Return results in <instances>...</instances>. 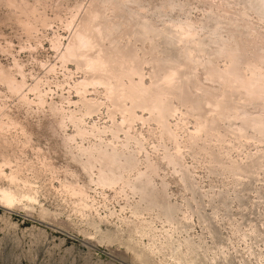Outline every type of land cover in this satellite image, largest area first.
<instances>
[{"label":"rangeland","instance_id":"1","mask_svg":"<svg viewBox=\"0 0 264 264\" xmlns=\"http://www.w3.org/2000/svg\"><path fill=\"white\" fill-rule=\"evenodd\" d=\"M258 120L264 0H0V264H264Z\"/></svg>","mask_w":264,"mask_h":264},{"label":"bare ground","instance_id":"2","mask_svg":"<svg viewBox=\"0 0 264 264\" xmlns=\"http://www.w3.org/2000/svg\"><path fill=\"white\" fill-rule=\"evenodd\" d=\"M80 44L82 46H84V42H80ZM122 76V75H121ZM228 89V88H227ZM254 124H262L264 125V123H262L261 120L255 121ZM2 201L6 204V205H11L14 204V202L16 201V199L14 198V196L12 194H4V197L2 198ZM190 263H194L193 260L190 261Z\"/></svg>","mask_w":264,"mask_h":264}]
</instances>
